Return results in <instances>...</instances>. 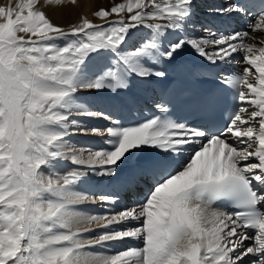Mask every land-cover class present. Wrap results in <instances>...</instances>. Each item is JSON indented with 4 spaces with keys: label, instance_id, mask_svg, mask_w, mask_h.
Segmentation results:
<instances>
[{
    "label": "snow or ice",
    "instance_id": "snow-or-ice-1",
    "mask_svg": "<svg viewBox=\"0 0 264 264\" xmlns=\"http://www.w3.org/2000/svg\"><path fill=\"white\" fill-rule=\"evenodd\" d=\"M63 2L0 7V264H264V0H121L67 30L41 9Z\"/></svg>",
    "mask_w": 264,
    "mask_h": 264
},
{
    "label": "rangeland",
    "instance_id": "rangeland-1",
    "mask_svg": "<svg viewBox=\"0 0 264 264\" xmlns=\"http://www.w3.org/2000/svg\"><path fill=\"white\" fill-rule=\"evenodd\" d=\"M77 1L78 0H75V3H69V2H67V0H64L63 4L61 6H57L55 3H53L51 6L45 7V6H43V4H41V9L46 12V14L48 15L49 19L51 20V22L53 24H55L57 26H60V27H63V28H65V30H67L70 26H72V25H74L76 23H79V21L82 18V16H83V18H87V19L91 20L95 24H102V23H104L103 20H101L100 18L95 17L94 16V13L96 11H98L99 9H101V8H105V9L110 8L111 7L110 0H108V4L107 5H105V1L104 0H91L92 3H96V2L99 3L101 5V7H100V5L99 6H96L95 7L96 9H94V11H92V13H91V15L89 17L85 13H83V12L81 13V11L80 12L78 11L76 13V15L74 16V18H73V16L72 17H70V16L63 17L62 15H60L59 10H68L72 5L76 4ZM12 2L14 4L15 3V0H12ZM119 2H121V0H118L117 1V3H119ZM8 4H9V0H0V7H7ZM141 34H143V33L141 32V33H139L137 35H141ZM237 59L238 60H241L240 57H237ZM85 136H86V140L88 139L90 141L88 143L90 145L89 148H92V149H99V148H101L100 145L103 142L101 138H99L98 136H89V135H85ZM99 139H100V141H99ZM86 146H87L86 143L83 142V144L81 143L80 148L81 147L84 148ZM98 146H99V148H98ZM87 148L88 147H86L85 149H87ZM100 208H102V210ZM103 208L104 207H101L99 205H96V206H94L93 211H98L97 213L103 215V214H105L104 211L106 209V208H104V209ZM115 208H116V206H115ZM115 208L114 207H111L110 210H113V211H110V210L109 211L111 213H114V210H116ZM94 209H97V210H94ZM81 211H83V209ZM92 227L95 228L97 226L96 225H92ZM113 250L115 251L117 249H113ZM113 250L112 249L111 250L105 249V251H102V252L113 251Z\"/></svg>",
    "mask_w": 264,
    "mask_h": 264
},
{
    "label": "bare ground",
    "instance_id": "bare-ground-1",
    "mask_svg": "<svg viewBox=\"0 0 264 264\" xmlns=\"http://www.w3.org/2000/svg\"><path fill=\"white\" fill-rule=\"evenodd\" d=\"M105 1V5H107L108 4V0H104ZM117 1L118 0H110V2H111V6L114 4V3H117ZM205 2H206V0H205ZM216 2L217 3H223L224 2V0H216ZM100 4L99 3H92L91 2V0H78L77 2H76V4H74V5H72L68 10H59V12H60V15H62L63 17H66V16H70V17H72L73 16V18H74V16L76 15V13L79 11H81V13L83 12V13H85L88 17L91 15V13H92V11H94V9H96L95 7L96 6H99ZM100 7H101V5H100ZM58 17V16H57ZM83 17V16H82ZM72 18V19H73ZM203 17H201V19H202ZM247 23H248V20H247V18L244 20V21H242V29L240 30V31H245V30H247ZM139 34V33H138ZM142 35V34H141ZM189 55H187L188 56V58L189 59H191L192 60V58L193 59H196L194 56H193V54L191 53V52H187ZM237 56H239V55H236L235 56V58H237ZM101 108H106V106L105 105H101ZM106 110H111V109H106ZM116 112V111H115ZM81 119H86V118H81ZM87 123H88V126L89 127H92V126H95V127H98V128H101V129H103L105 126H107V121H104V120H95V119H93V120H88L87 121ZM100 124V125H99ZM89 136H91V135H89ZM88 136V137H89ZM100 138V137H99ZM99 141H100V139H99ZM83 142H85L86 143V147H88L89 148V140L87 139L86 140V136L85 135H76V136H73L72 137V139H71V143L74 145V146H76V147H78V148H80V146H81V143L83 144ZM94 143V142H93ZM101 147H106V145H104L103 144V142L101 143V145H100ZM83 147V146H82ZM86 147H84V148H86ZM98 148H99V146H98ZM94 206H96V205H92V204H86V205H82L81 206V210L83 209V212H84V214H87V215H97V214H99V213H97L98 211H93V208H94ZM112 207H115V206H112ZM98 208V207H97ZM99 209V208H98ZM101 210H102V208H100ZM104 209V208H103ZM94 210H97V209H94ZM105 210H107V209H105ZM110 211H113V210H110ZM101 212V211H100ZM105 212V211H104ZM99 215H101V214H99ZM97 230H99V229H97ZM96 251H105V249H95ZM108 250V249H107ZM113 250V249H112ZM114 251V250H113ZM116 251V250H115Z\"/></svg>",
    "mask_w": 264,
    "mask_h": 264
}]
</instances>
